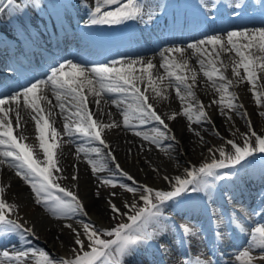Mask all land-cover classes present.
<instances>
[{
    "label": "snow or ice",
    "instance_id": "6c2138e0",
    "mask_svg": "<svg viewBox=\"0 0 264 264\" xmlns=\"http://www.w3.org/2000/svg\"><path fill=\"white\" fill-rule=\"evenodd\" d=\"M7 3L13 5L14 0H7ZM109 7L111 10H103ZM236 7L238 8L240 5H236ZM2 10L0 9V11ZM233 10L235 11V9ZM143 16L144 5L141 0H95L94 10L89 13L86 23L90 25H118L129 20L141 19ZM149 18H151L150 14ZM209 46L211 51H209ZM189 49L193 54L208 57L207 61L201 58L198 62L203 75L220 93L227 92L233 85V80L225 76L229 64H231L233 76L246 79L253 88L257 86L258 73H264V26L233 28L230 31L206 35L203 39L188 44L187 48H168L165 50L166 53H174L177 56L169 60L165 52L161 53L163 59L161 67L165 69L166 77L158 75L155 80L153 78L155 65L151 60L146 61L144 58H129L112 61L111 65L96 64L91 67L66 60L58 67L52 68L51 75L46 79H36L24 86L21 91L0 94V164H7L15 169L16 175L30 185L35 196V203L43 205L45 210L52 215L68 217L83 212L86 216L87 212L76 192L63 188L56 182L61 178L54 175V172L61 171L56 158V150L60 148L56 139L59 133L51 127L49 116L53 114V108L57 105L52 104L47 91L50 90L54 94L60 113L64 115L67 112L64 115L63 127L64 135L69 138V141H72L73 137L79 136L91 142H99L100 145L107 148L108 145L102 138V131L114 126L115 121L105 124L95 118L93 111L89 108V95L94 98V103L99 108L105 96L118 94L121 99L128 97L132 99V103L126 106L123 125L128 128L137 127L136 124L130 122L129 112L134 114L135 119L141 125L151 121L159 122L163 130L157 128L155 135H144L143 139L160 146L163 140H175L176 137L174 134L169 135L171 129L154 109L153 104L149 102V96L145 93L151 88L155 98H166L161 87L165 78L168 79L167 86L170 87L173 82L175 83L176 94L182 105H185L182 114L187 117L190 123L193 120L192 110L194 108L198 112L197 123L209 121L208 114L204 111L203 102L198 101L194 91L197 77L195 69L191 70V77L184 74L191 58L188 55ZM232 52H235L239 59L232 61L230 58L229 64H226L221 59V54ZM218 63L220 67H217ZM137 64L141 66L140 75H137ZM240 69L244 70L245 76H241ZM217 81L223 83L217 87ZM139 83H146L144 91H141ZM181 86L184 89L183 94ZM229 96L225 105L224 96L221 95L219 102L222 106H226L228 109L243 108L242 104L233 103L238 98L235 92L229 93ZM262 99H264V93H257V104H260ZM65 100L68 101L71 108H66V104L63 102ZM104 102L107 103V100ZM111 103L119 106L121 100L113 99ZM73 108L75 111H72ZM28 110L36 114L32 118L38 129V146L43 150V161L34 156L32 146L21 142L14 134L13 118L16 120V127L19 128L22 112H28ZM243 114L247 115V113ZM178 115L180 113L173 112L168 119H175ZM73 117L75 118L74 123L72 122ZM248 123L251 128V121L249 120ZM49 130L52 142L49 140ZM136 134L140 135L141 133L137 132ZM227 144L233 151L226 153L224 148H220L218 150L219 159L213 157L210 163L205 162L199 167L193 166L191 169H185L183 176L177 175L172 178L165 176L164 179L171 186L170 190L157 189L138 183L135 186L120 184L122 188L134 195L139 192V200L144 202V206L140 207L136 202L130 204L125 202L124 206L130 207L133 213L128 216L131 223H119L112 228H100L94 222L81 221L82 233L73 229L74 243L79 248V251L74 253L73 259L57 261L51 258L47 252L31 248L23 251L14 250L12 253L4 251L0 253V256L15 261V264H20L22 260H26L30 256H38L39 264H123L128 255L137 251L149 240L157 238L163 227L164 208L168 202L181 198L188 192L209 191L215 185V181L224 180L231 175L230 172L221 174L218 172L219 169H229L239 165L255 152L264 153V135L258 134L255 130H251L249 134L245 135L242 145L231 139L227 141ZM167 147L171 148L172 145L168 144ZM80 152H83L86 158L92 153H95L99 158L87 159L93 173L106 169V162H101L103 161V151L100 147L86 149L81 146L77 148L78 156ZM108 155L112 161H115L116 158L111 152ZM115 168L120 169L119 163H115ZM120 174L127 176L130 181L133 180V177L127 172L121 171ZM76 178V175H73L72 179ZM102 182L113 187L118 183L114 175L102 178ZM57 192L63 195H57ZM4 193L5 188L0 187V232L15 233L20 230L33 232L32 228H27L20 223L19 218H11L18 212V206L8 202L4 198ZM111 195L115 197L116 193L113 192ZM109 207L114 213L120 212V208L114 202H109ZM234 222L243 228L239 219ZM217 223L220 221L218 220ZM150 225L152 226L151 231H149ZM66 226L72 229V224ZM183 231L185 234L195 235L188 226H183ZM81 235L85 236L86 240L81 239ZM103 235L114 237V239H104ZM250 236L249 247L239 252L235 257L236 264H257V261L259 264H264V255H253L252 251L255 249L264 253V224H258L251 229ZM159 247L166 249V245H159ZM0 264H3V260H0ZM198 264H211V262L198 261Z\"/></svg>",
    "mask_w": 264,
    "mask_h": 264
},
{
    "label": "bare ground",
    "instance_id": "6f19581e",
    "mask_svg": "<svg viewBox=\"0 0 264 264\" xmlns=\"http://www.w3.org/2000/svg\"><path fill=\"white\" fill-rule=\"evenodd\" d=\"M243 42L246 43V41ZM183 47L187 48V46ZM165 50L160 51L158 55L161 56V53L165 52L169 60L177 56L174 53H166ZM209 51H211L210 46ZM188 55L191 58L188 61V69L185 70L184 74L191 77V70L195 69L197 77L194 91L198 101L203 102L204 111L207 112L209 121L197 123L198 112L195 108L192 110V122L190 123L188 121L187 117L182 114L185 105H182L176 94V85L173 82L170 87L167 86V78L161 84L164 97L166 98H155L151 88L145 93L149 96V102L153 104L154 109L165 120L169 129H171L169 135L174 134L176 139L180 141V147L172 153L157 151V148H151L148 145V140L143 139L144 135H155V129L158 127L163 130L159 122L153 121V127L151 126L152 128L150 127L149 129L138 128L141 124L135 119L134 114L129 112L130 122L136 124L137 127H122L126 106L132 103V99L128 97L125 100L121 99L120 96L112 98L105 96L104 100L101 101L100 107L97 108L94 103V98L89 95V108L93 111L95 118L105 124H110L115 121V125H119L103 129L102 138L108 147L105 148L99 142H91L79 136L72 138L75 143L71 146L69 144V138L64 135L63 127L65 122L64 115L67 112L62 115L54 94L47 93L52 104L57 105L53 108V114L49 116L51 127L55 128L59 133L56 139L60 144V148L56 150V158L58 160V168L61 171L54 172V174L61 177L59 179L60 184L69 186L72 191L76 192L85 207L87 215L85 216L82 212L78 218H65L52 216L46 211H43L35 203V196L24 184V180L16 175L15 169L9 167L7 164H0V187L5 188L4 198L8 202L15 203L18 206V212L12 215V217L14 219L19 218V222L24 224L25 227L32 228L33 232L30 234L36 240H43L49 250L66 257V259H73L74 253L79 251L78 246L74 243L75 233L73 229L81 231L82 233L81 221H94L100 227L112 228V222L114 220L117 221L121 216L129 220L128 216L133 214L130 207L124 206L125 202L129 204L136 202L138 206H144V202L139 200V192L134 195L130 192L114 189L97 193L96 188H98V183L103 175L123 171L131 175L140 185L170 190L171 186L164 179L165 176L169 178L177 175L183 176L185 169H191L193 166L199 167L200 164L205 162L210 163L213 157L217 159L220 148L226 150L229 147V149H232L227 144L228 140H234L236 143L242 145L245 135L249 134L251 130L256 131L258 129L259 131H264V99L261 100L260 104L256 102V94L264 93V73H258V83L253 88L252 84L246 79H239L233 76L229 60L230 58L232 61L239 59L235 55V52L222 53L221 59L226 64H229L225 76L233 80V85L227 92L220 93L212 87V82L208 81L201 71L198 61L201 58L207 61L208 57L193 54L190 49L188 50ZM157 58L147 59L151 60L155 65L153 69L154 80L158 75L166 77L165 69L161 67L163 59L162 57ZM140 67L139 64L136 65L137 75L141 74L139 71ZM217 67H220L219 63ZM240 72L242 77L245 76L243 69H240ZM189 82L191 81L189 80ZM221 83L223 82L217 81V87ZM139 87L141 91H144L146 83H139ZM183 92L184 89L181 86V93L183 94ZM232 92H235L238 97L233 103L243 105V108L237 109L239 112L230 111L226 106H219L217 103L220 101L221 95L224 96V102L227 103L230 98L229 93ZM113 99L121 100L120 105L112 104L111 100ZM105 100H107V103L104 102ZM63 102L66 104V108H71L68 101L65 100ZM72 111H75V109L73 108ZM173 112L180 113V115L175 119H168ZM243 113H247V115L245 116ZM35 115L31 110L22 112V120L19 128L16 127V120L13 118L14 134L18 136L21 142L33 147L34 156L39 153L37 157L42 156L43 158L44 156L41 153L43 150L38 146V129L35 120L32 118ZM249 120L251 121V128L249 127ZM74 121L75 118L73 117L72 122L74 123ZM137 132L141 134L137 135ZM49 140L52 142L50 130ZM81 146L86 149L100 147L103 151V161L101 162H106V169L93 173L87 159L99 158L95 153L90 154L88 158L85 157L83 152H80L78 156L77 148ZM210 149L212 151H209ZM109 152L115 156V161L111 160L108 155ZM115 163H119V170L115 168ZM73 175L77 177L75 180L72 179ZM113 192L116 193L115 197L111 195ZM109 202H114L120 208V212L114 213L109 207ZM168 203L171 209H174V207L176 209L182 208L179 207V201L176 203L170 201ZM68 224H72V229L66 226ZM80 238L86 240V237L83 235ZM192 238L197 239L196 235H193ZM256 255H264V253ZM136 261L138 260H134L131 254L124 259L125 264H144L141 263L142 261ZM11 264H15V261ZM20 264H39V258L38 256H30L26 260H22ZM257 264H259V261H257Z\"/></svg>",
    "mask_w": 264,
    "mask_h": 264
},
{
    "label": "rangeland",
    "instance_id": "374dc122",
    "mask_svg": "<svg viewBox=\"0 0 264 264\" xmlns=\"http://www.w3.org/2000/svg\"><path fill=\"white\" fill-rule=\"evenodd\" d=\"M218 103V105L219 106H222L221 105V103L218 101L217 102ZM224 104L226 105L227 103L226 102H224ZM230 111H233V112H237L238 110L237 109H230ZM239 112V111H238ZM152 122V121H151ZM150 123V122H149ZM153 125V123H151V124H149V125H144V129L145 128H147V127H151ZM153 127V126H152ZM151 127V128H152ZM159 128V127H158ZM149 129V128H148ZM192 131V130H191ZM257 131H259L258 129L256 130V132ZM258 134H260V135H264V131L262 130V131H259L258 132ZM253 144H254V138H253ZM168 144H171L172 145V147L171 148H168L167 147V145ZM148 145L149 146H151V148H157V151H163L164 153H168V152H173L174 150L176 151L179 147H180V141H179V139H175V140H163V144L162 145H160V146H157L156 144H154V143H152V142H148ZM233 151V149H229V147H227L226 148V150H225V152L226 153H230V152H232ZM256 153H261V152H256ZM261 154H264V153H261ZM218 156V158L217 159H219L220 158V155L218 154L217 155ZM252 156H254V154L253 155H251L250 157H252ZM248 158V157H247ZM220 170V169H219ZM218 170V171H219ZM55 175V174H54ZM111 175H105V176H103L102 178H104V177H110ZM114 176H115V180H118L119 182L116 184V186L115 187H113L112 185H110V184H106V183H103L102 182V179L99 181V183H98V188H96L97 190V193L99 192H101V191H105V190H114V189H120V190H123V191H126V189H124V188H122L121 186H120V184H127V185H130V186H135V184L136 183H138L139 185H140V183L138 182V181H136L135 179H133L132 181H130V180H128V177L127 176H123V175H121L120 173H116V174H114ZM57 183H59V180H57L56 181ZM135 182V183H134ZM26 185H27V187H29V188H31L30 187V185H28L26 182H24ZM60 184V183H59ZM60 186L61 187H63V188H66V189H68V190H71V188L69 187V186H66V185H62V184H60ZM72 191V190H71ZM126 192H128V191H126ZM57 195H63L62 193H59V192H57L56 193ZM84 210H85V207H84ZM82 212H78V213H76V214H74V215H71V217H73V218H78L79 216H80V214H81ZM127 221L128 220H126L124 217H120V218H118L117 219V221L116 220H114L113 222H112V226L114 227V226H116L117 224H119V223H123V222H126L127 223ZM84 222H89V223H92V222H94V221H84ZM95 223V225L97 226V227H100V226H98L97 224H96V222H94ZM100 228H103V227H100ZM105 237V238H104ZM102 238H104V239H107V238H109L107 235H103L102 236ZM46 244V243H45ZM44 243H43V245H42V248H44V251L45 252H47L49 255H50V257L51 258H53V259H55V260H60V258H59V256H58V254H56V253H53L51 250H49V248H48V246H46Z\"/></svg>",
    "mask_w": 264,
    "mask_h": 264
}]
</instances>
